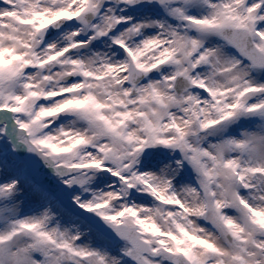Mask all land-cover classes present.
<instances>
[{
  "label": "snow or ice",
  "instance_id": "6c2138e0",
  "mask_svg": "<svg viewBox=\"0 0 264 264\" xmlns=\"http://www.w3.org/2000/svg\"><path fill=\"white\" fill-rule=\"evenodd\" d=\"M0 264H264V0H0Z\"/></svg>",
  "mask_w": 264,
  "mask_h": 264
}]
</instances>
